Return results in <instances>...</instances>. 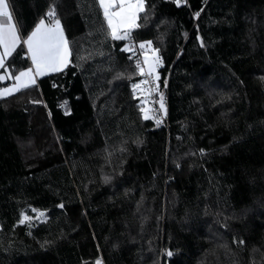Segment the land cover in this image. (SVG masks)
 I'll use <instances>...</instances> for the list:
<instances>
[{
	"label": "trees",
	"instance_id": "16d2710c",
	"mask_svg": "<svg viewBox=\"0 0 264 264\" xmlns=\"http://www.w3.org/2000/svg\"><path fill=\"white\" fill-rule=\"evenodd\" d=\"M8 2L21 38L55 7L71 55L0 97V264H264V0H145L156 129L98 0ZM5 65H31L24 45Z\"/></svg>",
	"mask_w": 264,
	"mask_h": 264
},
{
	"label": "snow or ice",
	"instance_id": "6c2138e0",
	"mask_svg": "<svg viewBox=\"0 0 264 264\" xmlns=\"http://www.w3.org/2000/svg\"><path fill=\"white\" fill-rule=\"evenodd\" d=\"M100 7L103 9V15L110 30L111 38L114 40H124L131 37L133 29L140 27L137 23L139 14L145 11V0H98ZM177 4L182 0H176ZM0 14H7L12 23L7 26H0V69L5 70L4 75H0V80L12 78L11 73L6 69L5 61L12 56V54L21 45H26L28 54L30 55L33 68L19 72L15 77L14 83L11 87L0 89V97L12 95L23 88L30 87L35 84V77L45 75L47 71L59 72L69 64V56L71 55L68 41L64 35L61 21L57 18L56 9L52 7L46 14V18H41L35 26L34 30L27 36L26 39L21 40L17 28V22L13 19L9 10L7 0H0ZM199 15V13H197ZM47 20V22H46ZM152 42L147 41L140 44L141 49H151ZM126 51H133L132 48H126ZM152 57L145 54L144 65L137 61V69L140 75H147L152 78L155 88L158 91L159 85L155 82L159 80L157 68L161 66L162 61L159 58V50H152ZM147 80H143L140 84H134L133 89H141L142 85L147 84ZM151 90H149V95ZM160 108L165 111L163 103V94H160ZM144 112V119H150V109L141 108ZM160 123V121H157ZM33 211H36L35 209ZM39 217H43L44 213L39 212ZM32 218L24 215L20 223L30 221ZM172 253L169 252L168 255ZM96 264H101L97 260Z\"/></svg>",
	"mask_w": 264,
	"mask_h": 264
},
{
	"label": "built area",
	"instance_id": "2783aa9c",
	"mask_svg": "<svg viewBox=\"0 0 264 264\" xmlns=\"http://www.w3.org/2000/svg\"><path fill=\"white\" fill-rule=\"evenodd\" d=\"M185 0H182L181 3H183ZM128 44L129 47L133 49V51H128V56L133 59L134 65L137 69V61L140 62L141 65H144L143 62V54L147 50L141 49L140 44L131 36L128 38ZM145 70L146 66L144 65ZM139 72V71H138ZM141 79L140 82L143 80H147L148 83L145 85L141 86V89L135 90L136 95L139 98L140 103L142 104L143 108L150 109L149 111V116L151 117L150 119L154 121L152 124L151 128L156 129L157 127L163 126L167 127L168 126V89H167V82L165 84H160L159 80L156 81L155 83L159 85V90H153L155 88V84L152 82V78L147 76V75H140ZM139 82V84H140ZM149 90H151V94L149 95ZM163 94V103L164 107L166 109V114L165 111L160 108V94ZM157 121H160V123H157Z\"/></svg>",
	"mask_w": 264,
	"mask_h": 264
},
{
	"label": "crops",
	"instance_id": "0c3cea01",
	"mask_svg": "<svg viewBox=\"0 0 264 264\" xmlns=\"http://www.w3.org/2000/svg\"><path fill=\"white\" fill-rule=\"evenodd\" d=\"M7 3H8V5H9L8 0H7ZM101 9H102V8H101ZM9 10H10V12H11V14H12L13 19L15 20V18H14V16H13V13H12V11H11L10 5H9ZM102 12H103V9H102ZM39 21H40V20H39ZM39 21H38V22H39ZM38 22H37V23H38ZM46 22H47V20H46ZM11 23H12V20L9 19V16H8L7 14H0V26L7 27V26H9ZM36 25H37V24H36ZM36 25H35V26H36ZM35 26H34V28H35ZM17 28H18V26H17ZM34 28L32 29V31L34 30ZM18 31H19V29H18ZM32 31H31V32H32ZM31 32H30V33H31ZM30 33H29V34H30ZM29 34H28V35H29ZM19 35H20V33H19ZM28 35H27V36H28ZM64 35H65V34H64ZM27 36H26L25 38H21V40L26 39ZM20 37H21V36H20ZM24 48H25L26 54H27V56H28V58H29V60H30V62H31V65H30L28 68H25V69H23V70H21V71L27 70V69H29V68H33V69H34V65L32 64V61H31L30 55L28 54L27 46L24 45ZM126 48H130V47H129V44H128V39H126V43H125V45H124V49H126ZM146 48H147V46H146ZM0 51H2V49H0ZM5 66H6V65H5ZM6 69L9 71V69H8L7 66H6ZM21 71H19V72H21ZM9 72H10V71H9ZM19 72H18V73H19ZM18 73H17V74H18ZM48 73H51V71H47V72H46V74H48ZM4 74H5V70H4V69H0V75H4ZM17 74H15L14 76H11L12 78H6V79H4V80H0V82L4 83V84L0 87V89L6 88V87H11L14 83H16V81L14 80V77H15ZM37 77H39V76H36V77H35V81H36ZM14 93H15V92H14ZM3 97H6V96H3Z\"/></svg>",
	"mask_w": 264,
	"mask_h": 264
},
{
	"label": "rangeland",
	"instance_id": "374dc122",
	"mask_svg": "<svg viewBox=\"0 0 264 264\" xmlns=\"http://www.w3.org/2000/svg\"><path fill=\"white\" fill-rule=\"evenodd\" d=\"M152 50H153V48L151 47V49H148L147 48V50L145 51V53L143 54V62H144V59H145V54H147L149 57H152ZM146 66V65H145ZM157 70H158V68H157ZM158 72V71H157ZM36 210V211H33V210ZM39 212H43L44 213V216L43 217H39L38 216V213ZM24 215H27V216H29V217H31L32 219L30 220V221H28V222H25V223H23V224H32V223H35V222H39V221H41V220H43L44 218H45V216H46V214H45V212L43 211V210H39V209H36V208H33V207H27V208H25L24 210H23V212H22V215H21V219H22V217L24 216ZM20 219V220H21ZM20 222V221H19ZM22 224V223H21Z\"/></svg>",
	"mask_w": 264,
	"mask_h": 264
}]
</instances>
